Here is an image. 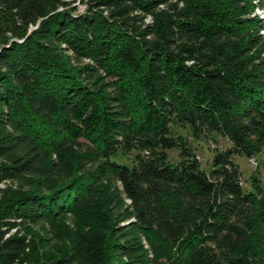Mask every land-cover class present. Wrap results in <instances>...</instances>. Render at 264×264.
I'll use <instances>...</instances> for the list:
<instances>
[{
  "label": "trees",
  "instance_id": "1",
  "mask_svg": "<svg viewBox=\"0 0 264 264\" xmlns=\"http://www.w3.org/2000/svg\"><path fill=\"white\" fill-rule=\"evenodd\" d=\"M73 2L0 0V264L70 216L52 264H264V0Z\"/></svg>",
  "mask_w": 264,
  "mask_h": 264
},
{
  "label": "rangeland",
  "instance_id": "2",
  "mask_svg": "<svg viewBox=\"0 0 264 264\" xmlns=\"http://www.w3.org/2000/svg\"><path fill=\"white\" fill-rule=\"evenodd\" d=\"M76 7V12H83L85 9V4L81 0H74L72 3ZM261 17L264 18V9L255 10ZM31 29V28H30ZM263 35H264V29ZM178 132L183 136H187L191 142L192 147L196 153V157L199 160L201 166L204 169H209L211 166L212 154L215 149H223L229 145V141L220 135L211 134L207 138L197 139L193 136H190L187 129H178ZM169 158L171 160L177 159V151L169 150ZM130 155L118 154L115 159L120 162H125L127 164L131 163ZM235 161L239 164L242 171V185L246 189L252 188L253 184L258 180L260 183L264 182V153L260 154L257 158H246L241 156H236ZM0 186V189L6 186V182ZM7 185H10L8 183ZM126 223V222H124ZM63 227L65 230L60 232L57 237H50L52 234H45V230L40 226H36L27 230L25 234L27 235L26 240L28 246L25 249L26 254L20 264H52L54 259L64 250L65 240L67 237L68 231H76L77 237L79 239V245H87L90 243L91 229L88 226L86 221H74V218L70 216L69 218L63 221ZM70 228V230H67ZM93 235V234H92ZM92 241V240H91ZM91 248V247H90ZM88 253V252H87ZM33 255V256H32ZM73 264H93L87 263L84 261H75Z\"/></svg>",
  "mask_w": 264,
  "mask_h": 264
},
{
  "label": "built area",
  "instance_id": "3",
  "mask_svg": "<svg viewBox=\"0 0 264 264\" xmlns=\"http://www.w3.org/2000/svg\"><path fill=\"white\" fill-rule=\"evenodd\" d=\"M4 184H0V186H3ZM15 229H11V231L9 233H6L5 236L9 235L10 233L14 232Z\"/></svg>",
  "mask_w": 264,
  "mask_h": 264
}]
</instances>
